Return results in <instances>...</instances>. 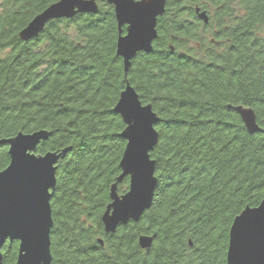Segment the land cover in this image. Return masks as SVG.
I'll use <instances>...</instances> for the list:
<instances>
[{"label":"trees","instance_id":"trees-1","mask_svg":"<svg viewBox=\"0 0 264 264\" xmlns=\"http://www.w3.org/2000/svg\"><path fill=\"white\" fill-rule=\"evenodd\" d=\"M57 1L0 0V140L44 130L36 155L71 148L50 198L51 264H226L234 218L264 199V135L248 134L234 110L250 109L264 129V0H166L151 53L135 56L126 79L104 0L96 14L19 39ZM125 81L159 118L157 185L141 219L110 235L100 218L121 173L124 125L113 109ZM139 236L152 237L148 250ZM17 247L5 242L3 264H15Z\"/></svg>","mask_w":264,"mask_h":264},{"label":"water","instance_id":"water-1","mask_svg":"<svg viewBox=\"0 0 264 264\" xmlns=\"http://www.w3.org/2000/svg\"><path fill=\"white\" fill-rule=\"evenodd\" d=\"M113 8L118 27L116 55L122 60L124 79L131 61L138 53L149 54L152 43L157 38V19L165 13L166 0H153L146 12H136L129 6V0H104ZM132 4L136 0H131ZM97 0H59L37 14L22 29L18 37L27 42L36 38L51 21L72 19L78 14H96ZM198 20L208 23L205 12L194 10ZM125 27V34L121 29ZM129 29L133 39H129ZM240 116L248 134H263L264 129L256 125L254 113L250 109H234ZM124 125L119 137L125 148L119 162L121 171L110 187V203L101 215L105 234H114L119 226L129 222L137 223L151 208L154 190L157 185L155 161L150 153L158 143L155 126L158 116L150 105H143L138 94L125 81L113 109ZM50 134L41 130L31 134L18 133L8 140H0V146L8 148V166L0 171V264H3L1 249L6 241L18 242L15 264H51L50 230L52 217L50 208L51 193L56 186V168L71 148L36 155L40 143L46 142ZM128 178L125 194L118 195L117 186ZM253 214L245 233L239 256L244 264H264V199L255 208H245L236 216L228 233L226 264H235L233 226L242 215ZM100 246L102 241L98 240ZM140 249L148 250L152 237L139 236Z\"/></svg>","mask_w":264,"mask_h":264},{"label":"snow or ice","instance_id":"snow-or-ice-1","mask_svg":"<svg viewBox=\"0 0 264 264\" xmlns=\"http://www.w3.org/2000/svg\"><path fill=\"white\" fill-rule=\"evenodd\" d=\"M153 0H136L134 4H132L131 0H129V6L132 10L136 12H146ZM129 39H133V30L129 29ZM253 214L249 213L247 215L242 214L235 222L233 226V233H234V248L233 251L237 255V260L235 261V264H244V262L239 259L241 250H242V244L243 239L245 236V233L249 227L250 224V218Z\"/></svg>","mask_w":264,"mask_h":264},{"label":"rangeland","instance_id":"rangeland-1","mask_svg":"<svg viewBox=\"0 0 264 264\" xmlns=\"http://www.w3.org/2000/svg\"><path fill=\"white\" fill-rule=\"evenodd\" d=\"M189 47H191V44L189 45Z\"/></svg>","mask_w":264,"mask_h":264}]
</instances>
